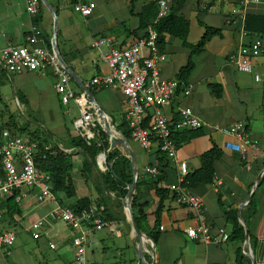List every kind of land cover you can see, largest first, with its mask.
<instances>
[{
  "label": "crops",
  "instance_id": "1",
  "mask_svg": "<svg viewBox=\"0 0 264 264\" xmlns=\"http://www.w3.org/2000/svg\"><path fill=\"white\" fill-rule=\"evenodd\" d=\"M25 1L0 0V54L8 45L21 46L25 43L31 23L25 12ZM48 1L58 16V49L65 62L84 84L96 74L109 73V68L100 60L98 51L91 47L94 38L109 37L112 46L123 48L151 28L148 26L146 30L139 29V15L142 13L143 5L153 0H138L133 8L134 14L129 12L130 0H82L94 2L96 5L88 17L73 11L70 0ZM158 1L153 5L154 11H158ZM166 1L168 12L171 10L188 20L189 44L197 43L203 35L204 28L199 21L222 30L220 37H213L205 50L193 57L194 69L188 79V82L194 85L192 93L184 96L177 92L170 105L163 111L165 116L173 121L179 118L182 108H190L205 124L200 136L178 146L177 160L185 162L190 173L199 168L201 154L213 145L221 149L223 155L215 164L214 183L189 191L203 200V219L210 229L211 240L204 242L200 237L196 239L188 237L186 230L190 227L196 228L199 220L196 219L194 211L185 204L178 203L171 192L164 201L160 236L156 245V264H236L239 248L244 255L242 264H264V184L262 186L259 184L254 193L257 201L256 214L248 217L250 218L248 224L245 222L248 232L251 231L249 241L253 261L244 254L246 248H243V242L218 241V228H223L228 235L231 232V229L226 230V217L218 199L228 209L238 210L239 205L248 197L258 174L264 169V53L252 59L251 73L238 71L229 61L231 53H236L241 46L248 45L255 39L256 35L245 32L244 18L247 14H262L264 3L262 0L245 5L241 4L243 0ZM36 20L45 38L51 41L53 19L45 7ZM130 31H138L137 36L130 34ZM160 52L158 64L162 77L168 80L175 79L180 68L187 64L190 50L184 47L180 40L164 34ZM256 74L261 78L259 81L255 80ZM55 82L56 76L51 67H47L43 72L27 71L8 75L0 66V112H4L0 115L3 120L1 129L6 128L12 119H15L20 127L27 126L31 132L40 133L39 128L35 127L38 124L51 125L54 134L50 131H47L49 136L44 133L49 140L48 147L56 146L65 153L72 154L75 163L71 173L75 187L74 197L53 194L51 199L38 202L37 188H22L18 192L22 198L16 202L22 209L21 214L14 216V222L8 225L9 229L4 226V230L15 232L16 240L8 247V254L0 258V264H71L75 253L72 239L89 227L85 223L67 226L59 219L50 218V214L58 206L72 207L84 197L91 200L97 198L93 185H89L88 182L86 184L89 178L85 179L79 172L84 153L72 144L73 140L79 137L74 120L80 117V109L72 100L67 105L60 102L54 90ZM213 83L220 86L219 97H215L211 92L210 84ZM69 85L77 96L83 94L73 80ZM88 89L115 126L126 123L124 95L119 89L97 86H89ZM12 99L21 110L22 119L11 114ZM53 111H56V115ZM64 116H71L70 126ZM44 118L48 119L45 124L41 120H36ZM235 122H242L245 125L246 134L254 143V146L247 148L245 153H241L235 146L238 139L218 129ZM178 131L184 130L177 129ZM23 136L26 137L24 134ZM130 143L139 172L146 174L144 169L155 162L156 147L144 151L136 142L131 140ZM98 159L100 168H103L104 164L101 162L103 156ZM171 164L174 171L169 175L168 184H177L180 182V174L176 163ZM111 199L115 200L113 197ZM158 201L154 190L142 194L141 202L149 203L146 213L150 227L154 223V211ZM245 208L241 210V216ZM113 210L117 211V208L113 206ZM124 215L129 220L126 211ZM39 219H46L49 224L42 228L38 239H33L26 233L25 227ZM111 222L113 224L102 229L91 230L85 242L88 262L134 264L135 259L138 264L135 241L147 247L145 239L148 238L142 235L139 240L135 234L134 238L127 220L124 223L115 220ZM122 224L127 228L126 233ZM128 241H131L130 246ZM50 243L55 247L51 248ZM146 255L150 256L143 254L144 260Z\"/></svg>",
  "mask_w": 264,
  "mask_h": 264
},
{
  "label": "built area",
  "instance_id": "2",
  "mask_svg": "<svg viewBox=\"0 0 264 264\" xmlns=\"http://www.w3.org/2000/svg\"><path fill=\"white\" fill-rule=\"evenodd\" d=\"M260 0H243L241 4L250 2L257 3ZM264 3V0H262ZM157 19L168 13V3L166 0L158 1ZM41 0H26L25 12L30 18L29 33L25 37V43L21 46L5 47L0 54V66L8 75L19 74L27 71L43 72L47 67H51L56 76L54 90L59 96L60 102L67 105L70 100L74 101L80 109V117L74 120V125L79 136L84 140H93L98 146L97 140L99 126L94 118L93 112L86 101L84 94L77 96L70 87L72 78L65 68L59 63L51 41L48 47L44 32L37 23L42 9ZM94 2H84L77 0L72 4L73 11L83 17L90 16L95 8ZM91 47L96 49L100 60L107 65L109 73L94 75L87 84L102 88L114 87L119 89L123 95L124 118L132 141L136 142L144 151H150L152 147L158 148L170 160L176 163L180 182L188 174L185 162L177 160L178 146L172 138V131L177 129H200L205 124L194 114L190 108H182L179 118L176 121L168 119L164 114L177 92L184 96H189L194 88L190 82L183 79H165L162 77L159 68V35L158 32L149 28L146 35L129 45L118 48L112 46L111 38H94ZM264 53V34L256 36L248 45L241 46L236 53L229 55V61L234 64L238 71L251 73L252 59ZM259 75H255V80L259 81ZM20 128V125H18ZM221 132L226 133L236 139L235 144L241 153H245L247 148L254 146L245 131L242 122H235L226 127H218ZM18 129H4L0 135V198L15 196L19 202L21 196L18 192L22 188H37L38 202H43L53 197L51 176L40 170L35 161V156L39 152V145L36 141L29 140ZM105 152L97 155V164L100 168L98 157L104 156L105 172L106 156ZM146 174L156 176L158 171L151 166L144 169ZM177 184L162 182L160 187L175 193L178 203L185 204L191 208L199 225L196 228H188V237L196 239L200 237L204 242L211 240L210 229L204 222V203L203 200L191 194L186 188ZM18 191L16 194L15 192ZM3 212L0 210V220ZM51 220L59 219L64 225L78 226L81 223L89 225L72 239L75 247L74 259L71 264H92L86 257L85 242L91 230H99L105 226L113 224L105 221L101 212L95 206L75 211L71 207L58 206L50 214ZM46 219H39L25 227V231L33 239H38L41 230L48 225ZM218 241L226 242L229 235L223 228H218ZM16 240L14 231L0 232V258L8 254V247ZM50 247L55 245L50 243Z\"/></svg>",
  "mask_w": 264,
  "mask_h": 264
},
{
  "label": "trees",
  "instance_id": "3",
  "mask_svg": "<svg viewBox=\"0 0 264 264\" xmlns=\"http://www.w3.org/2000/svg\"><path fill=\"white\" fill-rule=\"evenodd\" d=\"M74 4L77 0H70ZM138 0H130L129 12L133 13V8ZM157 0L152 2H147L142 7V13L139 15L140 28L145 29L150 26L152 29L156 30L159 35V49L163 45V35L168 34L173 38L181 41L182 45L190 50L189 60L185 66L180 68L176 78L183 79L188 82L189 76L194 69L193 57L203 52L208 44V42L215 36L220 37L222 35V30L220 28H214L204 24L199 21V24L204 28L203 35L199 41L195 44H189L187 42V36L189 32V22L186 18L181 15L176 14L173 11H169L165 16L157 19L158 11L153 9V5ZM44 7L42 6V9ZM41 9V10H42ZM146 30V29H145ZM244 30L246 33L251 35H263L264 34V12L262 14H247L244 18ZM138 31H130V34L137 36ZM147 31L142 35L138 36L137 39L145 36ZM48 47H50L49 38H45ZM210 89L215 97L220 96V86L218 84H210ZM176 121V120H174ZM19 129L18 123L13 122L12 125L7 124L4 129ZM116 128L121 131V133L131 142L129 131L127 129L126 123L117 125ZM0 127V135L4 130ZM98 134L97 140L100 143L98 146L93 140H84L82 137H77L73 140V146L80 148L84 155L83 160L79 169V172L85 179H90L91 174H93V168H95L96 157L99 153H106V171H98V178L94 180L93 190L97 194V198L91 200L89 197H84L78 200L75 206L71 208L75 211H79L84 208H89L90 206H95V208L101 212L102 218L105 221H119L126 222V217L123 213V207L121 203V198L127 193V187L132 182V169L130 160L122 154L120 148L111 149L109 152V140L107 135L101 130L100 126L97 127ZM203 132V129H185L184 131L173 130L172 138L176 142L177 146L182 143L188 142L198 136ZM20 134L26 135L29 140L36 141L39 145V152L35 156V161L37 167L48 173L51 176V185L53 194H62L67 198L75 196V187L72 182L71 173L74 170L75 163L73 155L65 153L56 146L48 147V138L42 136L40 133L28 129L27 126H21L19 129ZM155 162L149 164L148 166L154 167L158 173L156 176L149 174H141L139 172L135 194L132 200V210L134 214L135 221L139 229L145 233L146 237L154 241L155 245L158 244L160 236V225L161 216L164 210V201L169 197L170 191L160 187L162 182L170 183V173L173 170L170 160L164 153H162L158 148L154 151ZM223 152L221 149L213 145L204 153L201 154L199 158L200 166L193 172L188 173L182 178L180 185L186 188L188 191L192 192L198 187H206L211 185L215 181L216 172L215 164L221 159ZM104 168V167H103ZM101 168V169H103ZM0 171V175H1ZM176 182V181H175ZM264 184V175L261 179L260 186ZM154 190L159 201L155 207L154 211V223L150 227L147 223V213L146 209L149 206L147 202H141L142 194L149 193ZM18 191L15 192V194ZM108 193L114 194L115 200L111 199ZM175 197V193H172ZM219 206L223 211L226 219V225L231 227V232L229 239L227 241L233 242H243L244 240V229L238 220V210L228 209L225 207L220 199H218ZM113 206L117 208V211L113 210ZM0 210L3 211V217L0 220V227L2 230L0 232L9 231L4 230V226L8 228V225L14 222V216L21 214V207L16 202L15 196H8L0 198ZM257 201L254 194L252 200L249 202L247 207L242 211V218L244 222L253 217L256 214ZM248 217H250L248 219ZM249 235L251 238V231L249 230ZM146 261L149 257L146 255ZM244 261V255L241 254L240 248L236 254V264H242Z\"/></svg>",
  "mask_w": 264,
  "mask_h": 264
},
{
  "label": "water",
  "instance_id": "4",
  "mask_svg": "<svg viewBox=\"0 0 264 264\" xmlns=\"http://www.w3.org/2000/svg\"><path fill=\"white\" fill-rule=\"evenodd\" d=\"M43 7H45L48 12L50 13V15L52 16L53 19V31H52V39H51V46H52V50L54 51L59 63L65 68V70L69 73V75L71 76L72 80L81 88V90L83 91V94L86 98L87 103L89 104L94 118L98 121V124L101 128V130L107 135L108 140H109V149L107 152H109L111 149L114 148H120L122 150V154L125 155L131 162V169H132V182L128 185L127 187V193L125 194V196L123 198H121V203H122V207H123V212L125 214V210H127L130 221L126 218L127 223L130 226L131 232H134V234L136 235V238L140 240L142 235H146L145 233H143L134 218V214H133V210H132V200H133V196L135 194V190H136V185H137V179H138V175H139V168H138V164H137V160H136V156L135 153L133 151V148L131 146L130 141L121 133V131H119L116 126L114 125L113 120L105 113V111L102 109V107L96 102V100L94 99V96L91 94L90 90L88 89V87L77 77V75L74 73V71L71 69V67L65 62V60L63 59L59 49H58V45H57V32H58V16L57 13L54 9V7L52 6V4L48 1V0H41ZM105 156H107L105 154ZM95 168L99 169V166L97 164V159L95 162ZM106 171V170H105ZM103 172V171H101ZM264 175V169L258 174L256 181L254 183V185L252 186L248 197L246 198L245 201H243L238 208V220L241 223V225L243 226L244 229V240H243V248H246V251L244 252V254L251 260L253 261L252 258V252L250 249V241H249V232H248V227L246 225V223L244 222L242 216H241V210L243 208H245L249 202L252 200L255 190L257 189V187L259 186L261 179ZM111 197L116 198L114 196V194L112 193H108ZM126 216V215H125ZM147 236V235H146ZM149 238V237H148ZM153 246H154V250L156 253V245L154 243V241L151 239ZM136 250V256L138 259V264L140 263H144V264H156V258H151V261H146L144 260V256H143V248H142V244L140 243L138 246L135 247ZM157 257V254H156Z\"/></svg>",
  "mask_w": 264,
  "mask_h": 264
},
{
  "label": "rangeland",
  "instance_id": "5",
  "mask_svg": "<svg viewBox=\"0 0 264 264\" xmlns=\"http://www.w3.org/2000/svg\"><path fill=\"white\" fill-rule=\"evenodd\" d=\"M10 112H11V114L12 115H16V116H18V117H20L21 119H22V113H21V110L18 108V105L15 103V101L12 99V102H11V104H10ZM54 112V114L56 115V111H53ZM2 113H4V112H0V115L2 114ZM55 118H57V116L55 117ZM64 119H65V121H66V123L70 126V119H71V116H64ZM36 120H41V121H43V123L44 122H46L48 119L47 118H44V119H36ZM2 122H3V120L1 119V117H0V126H2ZM13 122H16V120L15 119H12L11 121H10V125H12V123ZM45 124V123H44ZM55 124H57V123H55ZM22 126V125H21ZM35 127H37V128H39V132H40V134L43 136L44 135V133H46V134H48L47 133V131H50L51 133H53L54 134V130H53V127L51 126V125H39L38 124V126H35ZM54 127H56L55 125H54ZM48 136H49V134H48ZM51 139V138H50ZM133 144V143H132ZM94 171L95 170H93V174H91V176H90V179L89 180H86V184H87V182H88V184L89 185H93V183H94V180L96 179V178H98V172H97V170H96V172L94 173ZM99 171V170H98ZM122 222V221H121ZM124 223V222H123ZM124 224H122V227H123V231L126 233L127 232V228H126V226H123ZM128 227V229H129V226H127ZM230 229H231V227L230 226H228L227 225V227H226V230L227 231H230ZM27 233V232H26ZM21 234V233H20ZM145 239V238H144ZM145 240H148V239H145ZM150 241V240H149ZM129 242V246H130V243H131V241H128ZM147 245L151 248L152 247V244L151 243H149V242H147ZM129 249V248H128ZM127 249V250H128ZM126 250V251H127ZM128 252H130V250L128 251ZM131 253V252H130ZM147 261H150V256H149V260H147ZM134 264H136V260L134 259ZM140 264H142V263H140Z\"/></svg>",
  "mask_w": 264,
  "mask_h": 264
},
{
  "label": "bare ground",
  "instance_id": "6",
  "mask_svg": "<svg viewBox=\"0 0 264 264\" xmlns=\"http://www.w3.org/2000/svg\"><path fill=\"white\" fill-rule=\"evenodd\" d=\"M101 156H103V155H99V157H101ZM103 158H104V156H103ZM98 162H99V159H98ZM101 162L104 164V159H102ZM99 165H100V162H99ZM102 170H104V168ZM125 211L127 212V210H125ZM129 221H130V218H129ZM132 236L135 238L134 232H132ZM147 242L151 243L150 241L145 240L146 245H147ZM138 245H139V243L135 241V246H138ZM152 247L154 248L153 245H152ZM152 247L150 248L148 245H147V247L142 246L143 254H148V255H150L151 258H156V253L154 250H152Z\"/></svg>",
  "mask_w": 264,
  "mask_h": 264
}]
</instances>
